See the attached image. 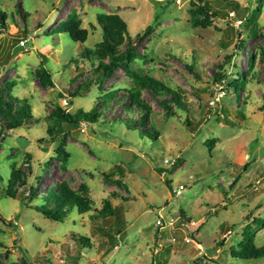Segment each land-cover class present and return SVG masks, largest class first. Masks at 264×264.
I'll return each mask as SVG.
<instances>
[{"label": "rangeland", "instance_id": "374dc122", "mask_svg": "<svg viewBox=\"0 0 264 264\" xmlns=\"http://www.w3.org/2000/svg\"><path fill=\"white\" fill-rule=\"evenodd\" d=\"M235 1L241 9L228 19L199 15L194 25L196 0H0V88L27 100L33 116L13 131L0 119V264H264L232 256L247 224L264 220V0ZM105 15L128 25L121 50L141 56L132 70L181 96L174 117L159 105L164 97L123 69L94 82L97 62L81 52L98 49ZM69 17L89 32L83 47L58 33ZM41 65L54 87L37 78ZM233 81L242 82L238 96L227 92ZM136 88L145 123L125 107ZM57 105L73 115L99 105L102 117L59 125ZM128 118L139 127L128 128ZM14 171L27 183L20 193L35 188L25 204L3 196ZM61 186L88 197L93 210L47 219L40 208ZM111 208L124 221L114 243V219H102ZM256 244L264 245V228Z\"/></svg>", "mask_w": 264, "mask_h": 264}, {"label": "trees", "instance_id": "16d2710c", "mask_svg": "<svg viewBox=\"0 0 264 264\" xmlns=\"http://www.w3.org/2000/svg\"><path fill=\"white\" fill-rule=\"evenodd\" d=\"M194 3V10L191 11L193 16V24L199 23L198 16L204 15L206 19H223L229 18V13L238 12L241 9V5L235 0H196ZM264 15V10L261 8L257 10ZM0 17H6L0 10ZM99 24L103 29V40L99 44L97 50L93 51L87 47H83L89 38V32L81 28V23L77 21L74 17H69L59 28L58 33L67 34L71 40L75 43H79L83 47L81 56L89 61L97 62V66L94 68L93 75L95 76V81L98 85L103 86L105 82L110 79L115 72L119 69L125 70V72L131 75L137 80V84L143 89H151L157 96L164 97L159 102V105L166 111L167 117H174L175 106L183 107L181 102L182 98L179 94L165 86L163 83L158 82L152 78H141L138 76L131 68L133 62L140 58V54L137 52H127L122 51L121 47L125 43L126 36L128 35V25L127 23L118 15H105L99 17ZM152 30V27H148L145 34H148ZM36 76L42 85L46 87H54V82L52 75L48 69L43 65L40 66L36 72ZM226 76H217L216 81H224L226 83ZM93 80L88 82L91 85ZM222 82V81H221ZM84 83H87L85 81ZM242 82L233 81L228 84L229 89H233L234 93L238 96L240 92ZM222 85V83H221ZM11 89V88H8ZM127 102L125 107L129 112L140 113L142 123H145L149 119L148 108L141 99V90L136 88L129 92L127 96ZM106 101V99H105ZM108 101V100H107ZM107 103V102H105ZM100 106L97 105L90 112H85L79 110L77 114H67L60 106H56L53 112V116L56 118L59 125H70L78 127L82 122L89 124H98L102 117ZM0 119L8 128L9 131L15 129L23 128L29 126L30 122L33 120L32 108L27 100H19L13 98L11 93L7 90L0 88ZM126 125L128 128L131 127L129 123H132L135 128H138V124L134 122L131 118L127 119ZM187 127L192 128V124L187 118ZM150 137H154L153 135ZM210 144L211 147L214 141L206 142V145ZM63 158V155L60 156ZM177 167V166H175ZM170 169V173L173 169ZM244 170H247L244 167ZM162 169L160 173H162ZM169 173V171H167ZM165 182H167L165 180ZM27 183L22 178V173L20 171L12 172V176L3 190V196L11 198L14 200H19L22 204L30 200V197L35 195V188L32 186L29 188V197H25L24 194L20 193L19 189L25 187ZM76 210L80 215H86L93 210V203L88 197H81L78 194L68 190L65 186H61L57 190L51 192V194L45 197V204L40 208L42 214L49 220L55 222H63L67 216ZM114 219L113 223H109L110 226L109 238L111 243H114L118 233V227L121 225L124 227L123 215H121V210L119 208H111L108 215H102L103 220ZM115 227L114 232L112 228ZM264 228V220L253 219L243 231V241L240 244V250H232V256L234 258H239L243 260H258L264 259V245L257 246L256 244V233L258 229ZM125 229L121 230L123 233ZM81 244V246H88V242L85 239L75 240ZM83 255L80 254L79 257Z\"/></svg>", "mask_w": 264, "mask_h": 264}, {"label": "built area", "instance_id": "2783aa9c", "mask_svg": "<svg viewBox=\"0 0 264 264\" xmlns=\"http://www.w3.org/2000/svg\"><path fill=\"white\" fill-rule=\"evenodd\" d=\"M167 164H170V162L167 161ZM163 175L166 176V175H167V172L164 171ZM184 190H185V187H184V186H179V187H178L176 190H174L173 192H174L175 195H181V194L183 193Z\"/></svg>", "mask_w": 264, "mask_h": 264}, {"label": "water", "instance_id": "95a60500", "mask_svg": "<svg viewBox=\"0 0 264 264\" xmlns=\"http://www.w3.org/2000/svg\"><path fill=\"white\" fill-rule=\"evenodd\" d=\"M22 49V46H17L15 49H14V54H16L18 51H20ZM1 220V219H0Z\"/></svg>", "mask_w": 264, "mask_h": 264}]
</instances>
